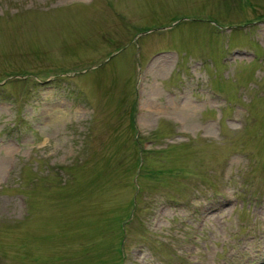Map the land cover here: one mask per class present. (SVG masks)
Listing matches in <instances>:
<instances>
[{
  "label": "rangeland",
  "instance_id": "374dc122",
  "mask_svg": "<svg viewBox=\"0 0 264 264\" xmlns=\"http://www.w3.org/2000/svg\"><path fill=\"white\" fill-rule=\"evenodd\" d=\"M0 264H264V0H0Z\"/></svg>",
  "mask_w": 264,
  "mask_h": 264
}]
</instances>
